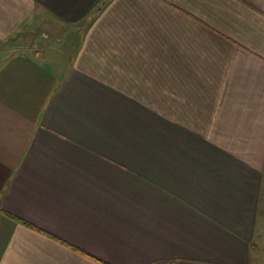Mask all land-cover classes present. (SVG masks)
Returning <instances> with one entry per match:
<instances>
[{
	"label": "crops",
	"instance_id": "crops-1",
	"mask_svg": "<svg viewBox=\"0 0 264 264\" xmlns=\"http://www.w3.org/2000/svg\"><path fill=\"white\" fill-rule=\"evenodd\" d=\"M259 225L264 0H0V264H257Z\"/></svg>",
	"mask_w": 264,
	"mask_h": 264
},
{
	"label": "rangeland",
	"instance_id": "rangeland-1",
	"mask_svg": "<svg viewBox=\"0 0 264 264\" xmlns=\"http://www.w3.org/2000/svg\"><path fill=\"white\" fill-rule=\"evenodd\" d=\"M42 28H45V27H42ZM42 28L40 27L33 28V30L30 31L33 35H30V38L28 41L26 39V41L29 43L31 41L37 42L35 49H37L39 46L44 48L45 46H48L51 43L53 44L51 47L57 49L60 47V45L63 44V42L53 41V39L56 37L58 33L57 31L51 30L50 32L49 29H42ZM47 31L50 33H48ZM45 34H47V36ZM33 45H32V49H34ZM256 241H257V247H258L257 264H264V225H259Z\"/></svg>",
	"mask_w": 264,
	"mask_h": 264
},
{
	"label": "trees",
	"instance_id": "trees-1",
	"mask_svg": "<svg viewBox=\"0 0 264 264\" xmlns=\"http://www.w3.org/2000/svg\"><path fill=\"white\" fill-rule=\"evenodd\" d=\"M6 214H7L8 216H11L12 218H14V219H16V220L20 221L18 217H15L14 215H12V214H9V213H6Z\"/></svg>",
	"mask_w": 264,
	"mask_h": 264
},
{
	"label": "built area",
	"instance_id": "built-area-1",
	"mask_svg": "<svg viewBox=\"0 0 264 264\" xmlns=\"http://www.w3.org/2000/svg\"><path fill=\"white\" fill-rule=\"evenodd\" d=\"M46 36H47V34H45ZM37 44L36 43H34V46H36Z\"/></svg>",
	"mask_w": 264,
	"mask_h": 264
}]
</instances>
